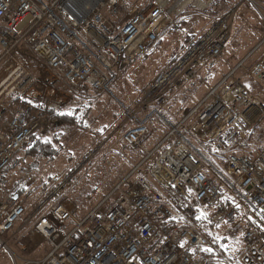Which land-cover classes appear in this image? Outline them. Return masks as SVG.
I'll use <instances>...</instances> for the list:
<instances>
[{"label": "built area", "instance_id": "obj_1", "mask_svg": "<svg viewBox=\"0 0 264 264\" xmlns=\"http://www.w3.org/2000/svg\"><path fill=\"white\" fill-rule=\"evenodd\" d=\"M184 8H168L161 0L142 9L124 0H0V64L26 43L70 87L114 97V84ZM128 10L130 18L121 20ZM229 39V21L215 22L159 75L156 84L165 93L144 101L137 112L126 109L133 124L123 136L128 148H143L153 121L165 126L166 135L113 189L111 196L118 197L105 212L101 204L74 229L65 227L77 209L62 196L79 182L77 171L48 196L52 214L32 230L50 247L38 264H213L203 252L215 251L217 229L238 215L245 223L240 264H264V151H241L248 130L264 116V101L239 77L255 79L264 93V53L254 61L264 40L180 121L168 120L160 109L223 57ZM31 83L19 68L0 83V175L33 137L50 130L51 114L68 106L65 93L32 98ZM145 166L147 176L134 177ZM25 215L23 204L0 202L3 247L2 237Z\"/></svg>", "mask_w": 264, "mask_h": 264}, {"label": "rangeland", "instance_id": "obj_2", "mask_svg": "<svg viewBox=\"0 0 264 264\" xmlns=\"http://www.w3.org/2000/svg\"><path fill=\"white\" fill-rule=\"evenodd\" d=\"M124 1L130 7L142 9L158 0ZM161 2H167L168 8L173 7L177 11L185 4V8L178 16L189 7L206 11L212 5H216V10L209 15L211 22L214 24L221 19H227L230 23V39L223 51V57L209 62L201 69L197 80L181 86L177 96L175 94L174 101L160 107L168 120L176 122L202 97L204 98L209 89L264 37V0H186V2L161 0ZM88 5L89 3L84 4ZM128 12L129 10L122 11L121 20L130 18ZM191 12L195 13L194 10ZM106 15L117 21L108 10ZM153 47L137 59L114 85L112 88L114 97L98 96L89 89L70 87L73 92L86 99L83 104L71 98L72 101L69 100L68 106L61 111L70 113L81 106L83 110L78 112L75 124L63 127L58 123L52 124L42 138L34 137L36 140L47 139L46 142L51 145V154L46 157L27 156V149L33 146L30 140L16 154L9 168L1 174L0 202L10 204L19 202L26 207V215L8 238L2 237L8 250L0 244V264H38L15 259L13 255L11 256L13 252L18 256L41 259L48 255L47 241L43 240L42 236L33 234L32 230L40 217L51 216L54 203H46L48 196L74 171L78 172L80 180L62 196L63 201L70 200L77 209L74 219L65 224L70 230L99 205L103 204L101 212H105L114 204L118 196H111L113 189L145 158L146 152L165 137V126L153 121V127L150 129L152 134L145 140L143 148L127 149L123 142L125 132L133 125L126 109L137 112L144 101L158 97L161 92L165 93V88L156 84L159 75L168 73L184 56L180 55L181 51L174 54V48L171 46L169 50L161 48L155 52ZM260 51L263 53L264 47ZM179 55L178 61L172 64ZM248 64L251 65L250 62ZM16 68L23 69L32 76L33 92L28 91L31 97H35V92L39 89L45 90V87L50 86L48 78L50 73L47 67L25 43H21L11 61L5 59L0 64V83ZM59 87L65 89L67 85L60 82ZM257 91L253 93L264 101L263 91L260 88ZM168 95L170 96L171 92ZM43 96L50 97L45 94ZM153 128L159 130L160 134L153 135L156 132ZM250 139L252 146L247 143ZM116 146L120 153L114 151ZM244 146L245 153L264 151V116L248 130L242 147ZM110 147H113L112 153H108ZM205 152L216 153L214 148L209 147L205 148ZM139 175L147 176V166L134 177ZM21 190L24 193L18 194ZM244 229L245 223L239 215L217 229L215 251L211 254L212 258L208 257L213 264H240ZM22 248L24 249L21 250ZM235 251H238V255H234Z\"/></svg>", "mask_w": 264, "mask_h": 264}, {"label": "trees", "instance_id": "obj_3", "mask_svg": "<svg viewBox=\"0 0 264 264\" xmlns=\"http://www.w3.org/2000/svg\"><path fill=\"white\" fill-rule=\"evenodd\" d=\"M216 5H212L206 11H200L194 9L192 7L187 8L180 16L174 17L172 24L169 28L163 33L159 41L153 45L154 52L158 49L164 48L166 50L170 49V46L174 48V54L181 51L180 55H185L188 51H190L199 41L200 39L210 30V27L213 24L209 15L214 12ZM191 12V11H193ZM213 15V14H212ZM209 29V30H208ZM151 48V47H150ZM149 50V49H148ZM153 54V52H152ZM144 55V54H143ZM180 55L176 58V60L172 63H176L180 57ZM145 58V57H144ZM68 85V84H67ZM72 88V87H71ZM68 85L65 90L70 94L73 98V101H81L83 104L86 99L83 96L76 94L71 90ZM83 108L81 106L73 109L70 113H58L51 114L52 118L62 126L74 125L77 120L78 112H81ZM231 132H228L225 135L227 138ZM47 140V139H46ZM45 138L43 140H36V138L31 139L32 148L27 149V156L30 157H46L49 153L51 154V145L46 142ZM227 141V140H226ZM254 144L256 143L253 141ZM249 146H252V139L247 141ZM212 147H209V149ZM245 146L242 147L241 151L245 152ZM248 153V152H247ZM211 157L214 158V155L209 153ZM24 193L23 190L18 191V194ZM26 193V192H25ZM16 203V202H13ZM212 253L210 251H204L203 255L212 258ZM234 255H238V251L234 252Z\"/></svg>", "mask_w": 264, "mask_h": 264}, {"label": "crops", "instance_id": "obj_4", "mask_svg": "<svg viewBox=\"0 0 264 264\" xmlns=\"http://www.w3.org/2000/svg\"><path fill=\"white\" fill-rule=\"evenodd\" d=\"M263 40H264V37L261 39V41L260 42H258L248 53H247V55H245L244 56V58L243 59H245V57H247L254 49H256V47H258V46H260V44H262V42H263ZM26 44V43H25ZM27 45V44H26ZM28 46V45H27ZM264 47V45L259 49V51L257 52V55H255V57H254V61L255 60H257L259 57L258 56H261L263 53H262V51H260L262 48ZM242 59V60H243ZM241 60V61H242ZM240 61V62H241ZM239 62V63H240ZM44 63V62H43ZM239 63H237V64H235V65H233L231 68H234L236 65H238ZM45 64V63H44ZM46 66V65H45ZM230 68V69H231ZM47 70L49 71V73H50V75H49V81H50V83H49V85L50 86H47V87H45L46 89L45 90H40L39 89V91H37V92H35V94H36V96L35 97H32V98H37L38 96H40V95H42L43 96V94H45L46 96H50V97H53V95H54V92H57V93H65L66 95H68L69 96V98H70V100L72 101V97L70 96V94L64 89V88H61V87H59V84H60V82L61 83H64L65 85H67V83L64 81V79L60 76V75H58L57 73H55V72H53V71H51V70H49L48 68H47ZM128 70V69H127ZM126 73V72H125ZM227 74V73H226ZM226 74H224L217 82H216V84L219 82V81H221V79L226 75ZM124 75V74H123ZM122 75V76H123ZM121 76V77H122ZM239 77L244 81V83L246 84V86L253 92V91H255V92H258L257 90L259 89V86H258V83L256 82V80L255 79H252V78H250V77H248L246 74H244V73H239ZM119 81V80H118ZM117 81V82H118ZM116 82V83H117ZM115 83V84H116ZM114 84V85H115ZM215 84V85H216ZM214 85V86H215ZM68 86V85H67ZM214 86H212V88L214 87ZM114 87V86H113ZM212 88H210L209 89V91L212 89ZM179 92V90L178 91H176L175 92V94H176V96H177V93ZM175 94H174V96H173V100L172 101H174V98H175ZM203 98V97H202ZM201 98V99H202ZM70 101V102H71ZM201 101V100H200ZM199 101V102H200ZM198 102V103H199ZM197 103V104H198ZM196 104V105H197ZM195 105V106H196ZM194 106V107H195ZM193 107V108H194ZM193 108H191V109H193ZM189 109V108H188ZM190 109V110H191ZM189 110V111H190ZM188 111V112H189ZM188 112H186V113H188ZM186 113H185V115H186ZM185 115H183L182 117H180L177 121H180ZM176 121V122H177ZM54 123H56V121L54 120L53 121V124ZM63 127V126H62ZM151 127H153V126H151ZM151 129V128H150ZM154 129V131H156V132H154L153 133V135H155V136H157L156 134H160V131L159 130H157L156 128H153ZM166 132V131H165ZM150 134H152V131H151V133ZM47 138H49V135H47L46 136ZM103 147H104V145H103ZM126 148L127 149H131V148H128L127 146H126ZM118 149H117V146H116V149L114 150V151H116L117 153H120L119 151H117ZM134 150H136V149H134ZM113 152V147H110V149H109V152L108 153H112ZM1 176V175H0ZM66 201H64V202H66V203H68V204H70V205H75V204H73L70 200H68V199H65ZM19 223V222H18ZM14 232V230L12 231V232H10V233H8V234H6V235H4L3 237H6V238H8L12 233ZM5 238V239H6ZM42 239L44 240V238L42 237ZM4 243H5V240H4ZM49 245V244H48ZM3 247V246H2ZM7 250H8V246H6L5 247ZM10 249V248H9ZM24 248H22L21 250H23ZM11 251V250H10ZM49 251H50V247H49ZM49 251H48V253H49ZM47 253V254H48ZM23 254V253H22ZM14 256L13 258H15V259H19L20 261H22V262H26V263H28V262H36V263H39V262H42L43 260H45V258H46V256H44L42 259L39 257V258H35V257H30V256H18V255H16L14 252H13V254L11 253V256ZM46 255V254H45ZM35 258V259H34Z\"/></svg>", "mask_w": 264, "mask_h": 264}, {"label": "bare ground", "instance_id": "obj_5", "mask_svg": "<svg viewBox=\"0 0 264 264\" xmlns=\"http://www.w3.org/2000/svg\"><path fill=\"white\" fill-rule=\"evenodd\" d=\"M185 2H186V0H185ZM183 4H184V3H183ZM184 6H185V4H184ZM208 94H209V93H208ZM208 94H207V95H208ZM207 95H206L205 97H207ZM205 97H204V98H205Z\"/></svg>", "mask_w": 264, "mask_h": 264}, {"label": "water", "instance_id": "obj_6", "mask_svg": "<svg viewBox=\"0 0 264 264\" xmlns=\"http://www.w3.org/2000/svg\"><path fill=\"white\" fill-rule=\"evenodd\" d=\"M15 199H17V198H15Z\"/></svg>", "mask_w": 264, "mask_h": 264}]
</instances>
